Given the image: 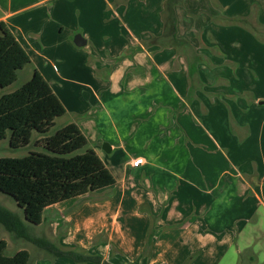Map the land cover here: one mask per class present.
Returning <instances> with one entry per match:
<instances>
[{"label": "crops", "instance_id": "1", "mask_svg": "<svg viewBox=\"0 0 264 264\" xmlns=\"http://www.w3.org/2000/svg\"><path fill=\"white\" fill-rule=\"evenodd\" d=\"M72 1L0 0V22L51 61ZM82 1L92 46L68 64L81 80L64 93L81 96L61 128L76 124L116 183L45 210L46 238L111 264H234L264 238V0H184L187 48L163 37L167 0ZM30 264L73 263L36 251Z\"/></svg>", "mask_w": 264, "mask_h": 264}, {"label": "trees", "instance_id": "2", "mask_svg": "<svg viewBox=\"0 0 264 264\" xmlns=\"http://www.w3.org/2000/svg\"><path fill=\"white\" fill-rule=\"evenodd\" d=\"M183 1L167 0L163 37L172 46L187 48V44L177 37L176 6ZM223 20L236 24L247 22L240 18ZM30 65L31 58L26 50L0 22V89L12 86L19 71ZM66 113V108L38 71L24 86L0 98V142L10 136L12 149L26 148L37 135L36 146L42 150L23 158L0 159V192L11 196L25 215V221H21L17 215L0 208V224L55 258L71 260L75 264H111L99 255H89L78 247L65 249L48 239H34L27 232L28 224L40 226L43 223L48 208L116 183L103 161L88 147L87 138L76 124L52 133L56 120ZM7 248V241L1 240L0 264H30L28 251L21 250L14 257H8L5 254Z\"/></svg>", "mask_w": 264, "mask_h": 264}, {"label": "rangeland", "instance_id": "3", "mask_svg": "<svg viewBox=\"0 0 264 264\" xmlns=\"http://www.w3.org/2000/svg\"><path fill=\"white\" fill-rule=\"evenodd\" d=\"M64 1L66 0H61V3H64ZM88 1L90 2L89 6L90 4H93L98 8V10H107V3L105 4L106 0ZM70 4V12L66 14L65 17L63 15L61 16L64 21V23H62V25L64 24V32L61 35H59V33L58 36L54 38V42L57 44L54 45V47L56 46V48L58 47V49L56 50L55 54L46 52V56L51 61L44 60L42 58L40 59L33 53H31L30 58H32L35 63H33L31 60L30 66H27L25 69L19 71L17 81L12 86L5 89H0V98L24 86L28 81L32 79L34 72L38 71L40 74L42 73L41 75L49 83L51 90L58 97L65 108L70 110L76 103H78L81 96L78 92L76 93L77 97L74 96L73 99L71 97V93H64V90L66 89V91H69L70 89H72L73 91V89H75V85H70L71 83H69L67 80H81V78L78 77L74 70H70L71 67H68V64L72 62L74 63V61L81 60V54L85 55L84 53L87 51L88 47L92 46V44H89L85 47H78L75 45L74 37L76 35L85 37V34L88 32V30L90 32V25L89 23L85 24L86 20L84 19V12L83 9H81L83 1L81 3H77L76 0V3L75 1H72ZM105 12L97 14V19H92V14L88 16V21H93L95 24H98L95 25L94 28L98 29V31H102L99 32L100 36L105 32V27L111 26V24L107 21V19H110L111 16L106 14V19ZM103 19L105 20L102 21ZM68 46H70L71 50H68ZM37 67L40 68L41 72L37 69ZM69 117L70 116H64L58 118L56 120V126L52 133L61 128V126H63L65 123L70 122ZM38 138L39 137L35 135L33 143L26 148L12 149L10 147V136H8L7 139L0 142V159L23 158L28 156L31 152L42 151L41 148L36 146V140ZM0 208L17 215L21 221H25L24 211L17 206L16 201L11 196H8L2 192H0ZM48 215L49 212L45 214V217H48ZM28 225L27 232L30 237L34 239H47L46 237L48 234V230L45 223L40 226L31 224ZM1 240H5L8 243V248L5 252L6 256L8 257H14L21 250L28 251L32 257L36 254V251L48 254L46 251L38 248L32 242L22 238H18L15 233L7 231L0 224V241ZM255 253H257L256 256L264 255V238L258 240L250 250L245 251L242 258L236 256V261L234 264H260L258 261L252 262L249 260V256L251 254L254 255ZM228 259L229 257L223 264L229 263ZM69 261L75 264L73 261Z\"/></svg>", "mask_w": 264, "mask_h": 264}, {"label": "water", "instance_id": "4", "mask_svg": "<svg viewBox=\"0 0 264 264\" xmlns=\"http://www.w3.org/2000/svg\"><path fill=\"white\" fill-rule=\"evenodd\" d=\"M74 42L78 47H84L87 45V41L81 35H77Z\"/></svg>", "mask_w": 264, "mask_h": 264}, {"label": "built area", "instance_id": "5", "mask_svg": "<svg viewBox=\"0 0 264 264\" xmlns=\"http://www.w3.org/2000/svg\"><path fill=\"white\" fill-rule=\"evenodd\" d=\"M144 164H145V159H143V158H137V159H135V160L132 161L131 167H133V168H139V167H141Z\"/></svg>", "mask_w": 264, "mask_h": 264}]
</instances>
